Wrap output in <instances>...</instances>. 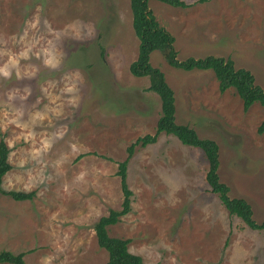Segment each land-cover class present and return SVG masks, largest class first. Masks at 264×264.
I'll use <instances>...</instances> for the list:
<instances>
[{
	"label": "rangeland",
	"instance_id": "1",
	"mask_svg": "<svg viewBox=\"0 0 264 264\" xmlns=\"http://www.w3.org/2000/svg\"><path fill=\"white\" fill-rule=\"evenodd\" d=\"M185 1L191 6L149 1L174 35L178 58L231 57L264 87V0ZM139 44L130 0H0V64L31 45L19 59V78L16 68L0 76V123L17 109L30 128L9 124L0 139L8 145L21 131L33 133L9 147L12 168L2 185L35 191L27 200L0 193V250L24 252L26 264H44L45 257L48 264H106L94 224L121 208L119 162L137 138L155 132L161 113L149 76L130 71ZM44 49L55 65L44 63ZM150 61L175 91L177 122L217 141L221 180L262 221L264 106L245 111L235 88L219 90L211 69L176 68L159 50ZM69 84L73 90L64 91ZM37 112L47 115L33 122ZM41 138L49 146L36 154ZM208 165L200 148L174 134L136 145L128 161L132 210L110 235L130 238V250L148 263L264 264V230L228 212L206 180Z\"/></svg>",
	"mask_w": 264,
	"mask_h": 264
},
{
	"label": "trees",
	"instance_id": "2",
	"mask_svg": "<svg viewBox=\"0 0 264 264\" xmlns=\"http://www.w3.org/2000/svg\"><path fill=\"white\" fill-rule=\"evenodd\" d=\"M150 0H130L133 12V27L140 40L138 56L131 63L130 71L135 76H149L148 89L156 92L161 99V113L154 133H148L137 138L128 148V157L119 162L118 176L121 179L123 202L121 208H112L108 214L101 216L94 224L97 242L108 252L106 264H160L148 263L143 256L130 250V238L112 236L109 227L117 224L121 218L132 210L133 191L128 183V161L135 151L136 145L147 146L158 140L160 133L174 134L185 145L200 148L208 160L206 180L212 192L216 193L225 208L231 215L240 217L250 228L264 230V219L258 221L254 217L252 204L244 197L231 196L230 186L220 177V153L216 140L201 137L197 130L189 124L177 122L175 91L166 79L165 73L152 65L151 54L159 50L167 62L185 70L211 69L219 81V90L227 91L235 88L242 99L243 108L248 111L250 107L259 102L264 106V87L256 83L255 75L249 69L237 67L231 57L206 55L204 57L190 56L179 59L175 47V37L165 27L161 26L155 14L149 8ZM173 6L189 7L191 4L185 0H159ZM201 2L206 0H199ZM259 133L264 132V119L261 122ZM10 148L5 137L0 139V193H7L16 200L32 199L35 191L10 190L3 188V177L12 168L9 161ZM25 253H14L9 250H0V263L26 264Z\"/></svg>",
	"mask_w": 264,
	"mask_h": 264
},
{
	"label": "clouds",
	"instance_id": "3",
	"mask_svg": "<svg viewBox=\"0 0 264 264\" xmlns=\"http://www.w3.org/2000/svg\"><path fill=\"white\" fill-rule=\"evenodd\" d=\"M33 27L35 26V22H33ZM31 47V45H29L28 47H25L23 50H21L19 53H8V60H6L3 64H0V76L8 78L12 75V73L10 72V68H16V77L19 78V76L21 75L19 68L17 67L18 63H19V59L20 58H27L28 55V49ZM45 53V59H44V63L48 64V65H55V63L57 62V58L56 56L53 54V52L49 49H44L43 50ZM39 53H37L38 55ZM74 88V85H66V87L64 88V91L66 92H71ZM12 97V93H9V100ZM69 102L70 103H74L75 102V97H70L69 98ZM7 103V102H6ZM53 111H58L57 109H53ZM4 116H7L8 113L7 111H5L3 113ZM22 115V112L20 110L17 109H13V115L4 120L2 123H0V131L6 130L9 124H14L16 125V127L20 128V129H24V128H30L29 124L27 122H21L19 117ZM47 115V113H34L32 114V116L30 117V119L35 122V120L37 118L43 119L45 116ZM23 136L25 138V140L31 138L33 136V133L31 132V130H29L28 132H23L21 131L20 133H18L15 137H13L12 139L8 140V145L9 147L16 141L19 140L20 137ZM49 146V142L47 139L41 138V144L39 148H34L32 149V151L36 154H39V152L43 149L46 150L47 147ZM31 179V177H30ZM51 257H45L44 258V264H48V262L50 261Z\"/></svg>",
	"mask_w": 264,
	"mask_h": 264
}]
</instances>
